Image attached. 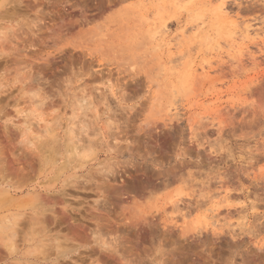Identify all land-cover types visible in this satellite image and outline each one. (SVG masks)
Returning a JSON list of instances; mask_svg holds the SVG:
<instances>
[{
    "label": "rangeland",
    "instance_id": "obj_1",
    "mask_svg": "<svg viewBox=\"0 0 264 264\" xmlns=\"http://www.w3.org/2000/svg\"><path fill=\"white\" fill-rule=\"evenodd\" d=\"M0 264H264V0H0Z\"/></svg>",
    "mask_w": 264,
    "mask_h": 264
},
{
    "label": "bare ground",
    "instance_id": "obj_2",
    "mask_svg": "<svg viewBox=\"0 0 264 264\" xmlns=\"http://www.w3.org/2000/svg\"><path fill=\"white\" fill-rule=\"evenodd\" d=\"M256 3H257V2H256ZM224 4H225V3H224ZM256 5H257V4H256ZM245 30H246V33L248 32V34H249V31H251L249 27H247ZM84 128H85V127H84ZM44 231H45V230H44Z\"/></svg>",
    "mask_w": 264,
    "mask_h": 264
}]
</instances>
